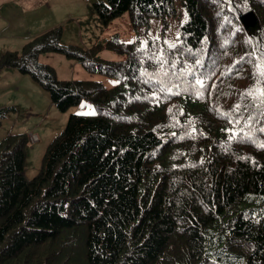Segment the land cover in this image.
I'll return each instance as SVG.
<instances>
[{
	"label": "trees",
	"instance_id": "1",
	"mask_svg": "<svg viewBox=\"0 0 264 264\" xmlns=\"http://www.w3.org/2000/svg\"><path fill=\"white\" fill-rule=\"evenodd\" d=\"M178 1L174 48L118 33L66 45L59 25L0 55V71L29 74L58 109L95 107L69 115L30 179L38 137H0V264H264V106L244 95L264 52V0ZM91 3L103 25L128 12L134 30L177 12L176 0ZM103 47L124 58L99 57ZM53 52L116 82L60 79L39 61ZM14 109L0 107V122Z\"/></svg>",
	"mask_w": 264,
	"mask_h": 264
},
{
	"label": "rangeland",
	"instance_id": "2",
	"mask_svg": "<svg viewBox=\"0 0 264 264\" xmlns=\"http://www.w3.org/2000/svg\"><path fill=\"white\" fill-rule=\"evenodd\" d=\"M34 1L35 6L40 7L35 13L39 16L43 13L49 17L48 23L44 21L42 26L48 24L52 29L63 25L62 43L84 48H90L114 33H118L125 41L139 40L140 45H143L148 37H161L168 44L173 45L178 41V24L184 20V11L178 0H176L177 12L174 16H166L165 20L151 17L147 25H142L136 30L131 26L128 12L103 25L92 8L93 0ZM3 8L7 11L10 6L4 5ZM1 13L4 16V13ZM11 22V31L15 33L28 29L27 14L18 11ZM97 55L110 61L124 58L123 54L106 47L101 48ZM39 61L51 64L60 79H93L102 81L106 86L116 82L115 78L103 74H90L79 61L62 53L40 54ZM23 75L26 80L21 81L20 87H17L15 79H10L0 88V107L15 106V109L10 110L6 118L0 122V137L7 132H22L38 137L35 142L28 145L26 152L25 175L30 179L40 168L48 143L64 128L69 115L93 113L95 107L90 101L83 100L65 111L60 110L51 102L48 93L29 74Z\"/></svg>",
	"mask_w": 264,
	"mask_h": 264
},
{
	"label": "crops",
	"instance_id": "3",
	"mask_svg": "<svg viewBox=\"0 0 264 264\" xmlns=\"http://www.w3.org/2000/svg\"><path fill=\"white\" fill-rule=\"evenodd\" d=\"M35 3L34 0H0V22H2L0 23V55L6 50L21 49L24 43L46 31V29H50L48 24L47 26H42L44 21L48 23L49 17L43 13L40 16L37 15L35 12L40 7L35 6ZM4 5H9L10 9L5 11L3 8ZM11 5L13 6L12 8ZM18 11L28 15V29L15 33L11 31V21H13V16ZM1 12L4 13V16ZM64 69L67 70L66 68ZM23 76L16 69H2L0 71V88L6 85L10 79H15L18 85L17 87H20L21 81L26 80Z\"/></svg>",
	"mask_w": 264,
	"mask_h": 264
},
{
	"label": "snow or ice",
	"instance_id": "4",
	"mask_svg": "<svg viewBox=\"0 0 264 264\" xmlns=\"http://www.w3.org/2000/svg\"><path fill=\"white\" fill-rule=\"evenodd\" d=\"M169 47L174 48L175 45H169ZM159 63L163 65L167 61L163 58V56L158 58ZM197 64L200 62L197 61ZM172 67H175V65H172ZM256 73L254 76L256 77V82L251 86L245 93L244 95L251 97L254 101H258L259 105L258 106H264V52H262L261 56L258 58V63L256 65ZM197 84H199L201 87H203V80H197ZM236 109L238 110L241 106L238 104L235 106ZM264 114V113H262ZM251 119V118H250ZM261 132H264V128L260 129ZM236 133L233 132V138H235ZM260 147H264V144L259 145Z\"/></svg>",
	"mask_w": 264,
	"mask_h": 264
},
{
	"label": "water",
	"instance_id": "5",
	"mask_svg": "<svg viewBox=\"0 0 264 264\" xmlns=\"http://www.w3.org/2000/svg\"><path fill=\"white\" fill-rule=\"evenodd\" d=\"M255 15L252 11L245 13L241 16V21L243 25L247 28L251 26L254 22Z\"/></svg>",
	"mask_w": 264,
	"mask_h": 264
},
{
	"label": "built area",
	"instance_id": "6",
	"mask_svg": "<svg viewBox=\"0 0 264 264\" xmlns=\"http://www.w3.org/2000/svg\"><path fill=\"white\" fill-rule=\"evenodd\" d=\"M33 139H36V137H33Z\"/></svg>",
	"mask_w": 264,
	"mask_h": 264
},
{
	"label": "clouds",
	"instance_id": "7",
	"mask_svg": "<svg viewBox=\"0 0 264 264\" xmlns=\"http://www.w3.org/2000/svg\"><path fill=\"white\" fill-rule=\"evenodd\" d=\"M33 137V136H32Z\"/></svg>",
	"mask_w": 264,
	"mask_h": 264
}]
</instances>
